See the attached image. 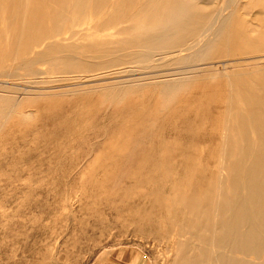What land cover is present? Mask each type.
Instances as JSON below:
<instances>
[{"label": "rangeland", "instance_id": "rangeland-1", "mask_svg": "<svg viewBox=\"0 0 264 264\" xmlns=\"http://www.w3.org/2000/svg\"><path fill=\"white\" fill-rule=\"evenodd\" d=\"M151 1L0 0V264H264V0Z\"/></svg>", "mask_w": 264, "mask_h": 264}, {"label": "bare ground", "instance_id": "bare-ground-1", "mask_svg": "<svg viewBox=\"0 0 264 264\" xmlns=\"http://www.w3.org/2000/svg\"><path fill=\"white\" fill-rule=\"evenodd\" d=\"M9 1V0H8ZM154 0H152L151 2H153ZM188 1H190V0H188ZM208 1V0H207ZM222 1V0H221ZM241 1L242 0H223V3L222 2H220L221 4H223L221 7H219L220 9L218 10V11H216L217 12V14L213 17V18H211V20L210 21H208V22H206V23H197V25H196V29L195 30H193V32L194 31H196V30H200L201 31V35H200V38H198V39H194L192 42H190V44L187 46V47H185V48H181V49H178V51H175V53H170V55L167 57V58H165L166 60H168L169 58H172V59H175V58H177V57H181V56H184L185 58H189V57H192V56H194V55H198V54H200L204 49H205V45L207 46V44L209 43V41L211 42L212 40L211 39H213L214 40V38H215V35H219V34H221V33H218V32H220V30L222 29H224L223 27L225 26V24H226V21H227V19H229L230 17H231V14H233L234 13V10L237 12V11H239L240 10V8L241 7H243V9H245L246 10V6H245V4H241ZM184 2V1H183ZM237 2V3H236ZM192 3V2H191ZM236 3V4H235ZM12 4V3H11ZM185 4V3H184ZM192 4H194V3H192ZM189 5H190V3H189ZM185 6V5H184ZM194 6H196V5H194ZM186 7V6H185ZM193 7V6H192ZM0 8H2V7H0ZM191 8V7H190ZM189 8V9H190ZM99 9V8H98ZM98 9H96V10H98ZM186 9H187V7H186ZM39 10H41L40 8H37V7H35V6H32V7H30V12H38ZM190 10H192V9H190ZM197 10V9H196ZM10 11V10H9ZM9 11L7 12L8 14L6 15V16H9L10 14H11V12H10V14H9ZM46 13V12H45ZM100 13V12H99ZM2 14V13H1ZM11 16V15H10ZM62 21L64 22L65 21V19H62ZM61 21V22H62ZM228 22V21H227ZM8 24H11V23H9V20H8ZM13 25V23L11 24V26ZM37 23H29V22H27V24H26V28L28 29L26 32H27V34H30L31 33V30H33V28H35V27H37ZM14 26H16V25H14ZM3 27V26H2ZM23 27V26H22ZM56 27H58V28H60L59 26H56ZM12 29H11V31L14 29L13 27H11ZM142 28H144V27H142ZM180 28V27H179ZM183 28V27H182ZM5 29V28H4ZM8 29V31H9V28H7ZM190 30H192V29H190ZM189 30V31H190ZM7 31V30H6ZM7 31V32H8ZM143 31V33H141V35H142V37L144 36V38L146 37V38H149L150 40V42L152 41V42H154V43H160V44H165L167 41H165V39L167 40V39H169V38H171V36L173 35V33H175V29H174V27L172 26V27H166L164 30L162 29V30H160V31H157V33H156V31H154L152 28H150L149 27V29H147V30H145V29H143L142 30ZM225 31V29L223 30V32ZM13 32V31H12ZM192 32V33H193ZM222 32V31H221ZM10 33V32H9ZM13 34V33H12ZM162 35V36H161ZM191 35V34H190ZM184 36H186V35H184ZM223 36H225V32L223 33ZM67 37V36H66ZM191 37V36H190ZM213 37V38H212ZM217 37V36H216ZM14 38V37H13ZM164 39V41L163 40H161V39ZM58 39V38H57ZM157 39H158V41H157ZM10 40H12V39H10ZM35 40H37L38 42H39V40L40 39H38V38H36V36L34 37V41ZM53 41H56V39L54 40L53 39ZM217 41V40H216ZM174 43L176 42V41H173ZM178 42H180V40L178 41ZM10 43V42H9ZM134 43V42H133ZM177 43V42H176ZM26 44V43H25ZM61 44V43H60ZM60 44L58 45V46H60ZM173 44V43H172ZM213 44V43H212ZM211 44V45H212ZM12 45V44H11ZM56 46V45H55ZM54 46V47H55ZM79 45H77V47H78ZM52 47V46H51ZM76 47V46H75ZM84 47V46H83ZM151 47V46H150ZM53 49V48H52ZM159 49V48H158ZM170 51V50H169ZM153 52V51H152ZM171 52V51H170ZM151 53V52H150ZM167 53V52H166ZM169 53V52H168ZM168 53H167V55H168ZM157 54V53H156ZM156 54H154V55H156ZM147 55H149V52L147 53ZM152 55L153 54H151V55H149V57L151 56L152 57ZM159 55H161V54H159ZM163 55V54H162ZM144 56V55H143ZM19 57V56H18ZM163 57V56H162ZM164 57H166L165 55H164ZM196 57V56H195ZM20 58V57H19ZM159 58V57H158ZM196 58H198V57H196ZM34 59V58H33ZM33 59H30V61L31 60H33ZM165 59H163V60H165ZM182 59H184V58H182ZM181 59V60H182ZM194 59V58H193ZM25 60V59H24ZM28 61H29V59H28ZM156 61H158V60H156ZM60 62V61H59ZM162 62V61H161ZM192 62V61H191ZM199 62V61H198ZM28 63V62H27ZM157 63V62H156ZM189 63V62H188ZM29 64V63H28ZM30 64H32V63H30ZM190 64V63H189ZM258 86V85H257ZM260 87V86H259ZM261 89H262V86L260 87ZM263 91H264V87H263ZM255 94V93H254ZM263 96V95H262ZM246 97H247V100H248V96L246 95ZM252 97H253V95H252ZM255 97V96H254ZM253 97V98H254ZM252 98V99H253ZM240 99H242V98H240ZM255 99H256V97H255ZM244 100V99H243ZM242 101V100H241ZM240 101V102H241ZM256 101H258V100H255V105H256ZM245 102H246V98H245ZM248 102H249V100H248ZM254 102V101H253ZM242 103V102H241ZM258 103V102H257ZM246 104L247 103H245L244 105L246 106ZM251 104V103H250ZM243 105V107H245ZM259 106V104H257V107ZM261 106V105H260ZM252 107L254 108L255 106L254 105H252ZM251 107V108H252ZM246 109V108H245ZM260 109V108H259ZM253 110H256L257 111V109H253ZM264 109H262L261 111H263ZM243 111V110H242ZM252 111V110H251ZM252 113H256V115H257V112H253L252 111ZM259 113V112H258ZM239 114H240V112H239ZM246 114H247V112H246ZM249 114V113H248ZM247 114V116H249ZM242 115H243V113H242ZM251 115H253V114H251ZM255 115V116H256ZM244 116H246V115H244ZM246 116V117H247ZM254 116V115H253ZM240 117H241V115H240ZM243 117V116H242ZM251 117V116H250ZM244 118V117H243ZM243 118L241 119H239V120H241L242 122H239L240 124L241 123H244V121L245 120H243ZM256 118H257V116H256ZM248 119H249V117H247V122H250V124H247V122H246V124L247 125H251V124H253V122L254 121H252V123H251V120H253V119H255V117L253 118L252 117V119H249V121H248ZM243 126H244V124H243ZM242 126V127H243ZM248 127V126H247ZM246 127V128H247ZM253 126L251 125V127L250 128H252ZM242 129V128H241ZM244 129V128H243ZM242 129V130H243ZM246 130V129H245ZM247 132H248V138H249V131L248 130H246ZM247 132H246V134H247ZM244 133H245V131H244ZM244 136H245V134H243ZM262 135H263V133H262ZM264 136V135H263ZM262 136V137H263ZM256 137H259V136H256ZM246 138H247V136H246ZM248 138L247 139H245V140H242L243 141V143H244V141H245V143H249V142H251L250 140H249V142H247V140H248ZM242 139H244V138H242ZM252 139V138H251ZM257 139V138H256ZM260 139V138H259ZM263 140H264V137H263ZM253 141H254V139H253ZM255 142V141H254ZM243 143H242V146H243V148L245 149L246 147H244L245 146V143H244V145H243ZM253 144V143H252ZM247 146H249L248 144H246ZM254 145V144H253ZM253 145H252V147H253ZM251 146V145H250ZM262 147H263V144H262ZM256 148H258V147H256ZM249 149V150H248ZM247 149V152H249V151H251V150H253V148H251V150H250V148H248ZM242 150V149H241ZM263 150H264V148H263ZM257 151V150H256ZM256 151H255V153H256ZM244 151L242 150V153H243ZM254 153V152H253ZM244 154H246L245 152H244ZM248 154V153H247ZM252 154V153H251ZM250 154V152H249V155L247 156V155H245L244 156V161H245V157L247 156L248 158L247 159H249V157H251L252 158V162H255V160H254V156L256 157L257 155L255 154L253 157H252V155ZM240 156V155H239ZM243 156V155H242ZM258 157V156H257ZM259 159H261V158H259ZM239 160H241V157L239 158ZM254 160V161H253ZM243 161V160H242ZM248 161V160H247ZM251 161V160H250ZM257 162V161H256ZM239 163H240V161H239ZM245 163L247 164V162L245 161ZM251 163V162H250ZM250 163H248V164H250ZM245 164V165H246ZM252 164V163H251ZM250 164V165H251ZM254 164H256L257 165V163H254ZM254 164H252V165H254ZM241 165H243V163H241L239 166L241 167ZM239 167V168H240ZM242 167H244V165L242 166ZM245 168V167H244ZM248 168H250V167H248ZM254 168H255V166H254ZM246 169V168H245ZM243 171H246V170H243ZM245 173V172H244ZM247 173L249 174V172L248 171H246V174L245 175H247ZM245 175H244V177H245ZM257 175V174H256ZM248 178H250V177H248ZM258 178V177H257ZM242 179H244L243 178V176H242ZM245 180V179H244ZM247 180V179H246ZM249 180V179H248ZM256 180H259V179H256ZM242 181V180H241ZM251 181V180H250ZM243 182V181H242ZM247 183H248V181H246ZM253 183V182H252ZM244 184V183H243ZM242 184V185H243ZM245 185H247L246 183H245ZM253 184H251V186H252ZM254 186V185H253ZM253 186H252V188H253ZM243 187H244V185L242 186V188H241V185H240V189H243ZM246 187H248V185L246 186ZM256 187L257 188H260V190L261 189H264V184L262 183V182H257L256 183ZM245 188V187H244ZM247 190V189H246ZM241 191V190H240ZM262 191V190H261ZM244 192H246V191H244ZM251 192H252V190H251ZM245 195V194H244ZM221 198V197H220ZM223 199V198H222ZM229 199L231 200V201H234L235 203H236V207L238 206L242 211H244L245 213H248L249 214V217H250V214L252 213L253 214V212H257V211H259V212H261V211H264V196L263 197H261V198H259V200L257 201V203L256 204H252V203H249V201H248V199L246 198V197H244V196H241V194H240V196H235V195H230L229 196ZM235 207V206H234ZM234 210H236V209H234ZM234 210L232 211L231 210V212H233L234 213ZM217 211V210H216ZM239 213H241V212H239ZM262 213V212H261ZM217 214V213H216ZM234 215V214H233ZM232 215V216H233ZM217 216V215H216ZM219 216V215H218ZM234 217H235V215H234ZM249 217H248V220H249ZM217 218V217H216ZM221 218V217H220ZM229 219V218H228ZM230 219H232V218H230ZM247 219V218H246ZM216 221V220H215ZM250 221V220H249ZM211 222V221H210ZM231 222V221H230ZM240 222V221H239ZM251 222V221H250ZM249 222V223H250ZM260 224H257L256 226H257V229H258V231L256 232V231H254L253 233H251L250 234V238L251 239H254L255 240V238H259V237H264V216L262 217V218H260ZM254 224V223H253ZM229 225H230V223H229ZM248 226V225H247ZM211 227V226H210ZM215 227V226H214ZM224 227V226H223ZM223 227H221V228H223ZM255 228V224L253 225V229ZM215 229V228H214ZM207 230H209V229H207ZM237 230H238V228H237ZM210 231V230H209ZM213 231V230H212ZM240 231V229L238 230V232ZM208 233V235H209V233L210 232H207ZM236 234H237V232H236ZM239 234V233H238ZM212 235V234H211ZM209 236H207V238H208ZM242 237V236H241ZM204 238V237H203ZM210 238V237H209ZM208 238V239H209ZM238 238V237H237ZM204 239H206V238H204ZM207 239V240H208ZM212 239H213V237H212ZM227 239V238H226ZM222 240V239H221ZM221 240H220V242H221ZM228 240H229V238H228ZM215 241V240H214ZM219 242V241H218ZM226 242H227V240H226ZM239 242V241H238ZM204 243V242H203ZM215 243H216V241H215ZM222 243H225V242H221V244ZM227 243H229V241L227 242ZM226 243V244H227ZM205 244H207V243H205ZM211 244H212V242H211ZM221 244H220V246H221ZM238 244V243H237ZM214 245V244H213ZM229 244H227V246H228ZM211 246V245H210ZM191 247V246H190ZM196 247H198V246H196ZM207 247V246H206ZM206 247L204 248L205 250H206ZM214 246H212V248H213ZM226 247V246H225ZM200 248V247H199ZM195 249V248H194ZM198 249V248H197ZM204 249H202V248H200L199 250H202L201 251V253H203V250ZM191 250H193V248L191 249ZM205 250H204V252H205ZM209 250V249H208ZM212 250V249H211ZM222 250V249H221ZM197 251V250H196ZM215 251V250H214ZM207 253V252H206ZM212 253V252H211ZM210 253V254H211ZM199 254H200V252H199ZM214 254H215V252H214ZM202 256H203V254H201V258H202ZM213 257L215 256V255H212ZM194 257H196V256H194ZM204 257V256H203ZM181 258V257H180ZM212 258V257H211ZM210 258V259H211ZM195 259V258H194ZM185 260V259H184ZM201 260V259H200ZM203 260V259H202ZM212 260V259H211ZM186 261V260H185ZM184 261V262H185ZM198 262V261H197ZM178 264V263H177ZM202 264V263H201Z\"/></svg>", "mask_w": 264, "mask_h": 264}]
</instances>
